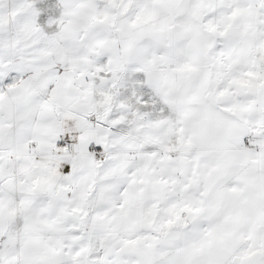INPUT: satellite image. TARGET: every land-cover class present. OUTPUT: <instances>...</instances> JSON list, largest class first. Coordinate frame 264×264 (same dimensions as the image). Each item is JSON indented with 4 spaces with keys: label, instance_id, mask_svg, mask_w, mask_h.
<instances>
[{
    "label": "snow or ice",
    "instance_id": "1",
    "mask_svg": "<svg viewBox=\"0 0 264 264\" xmlns=\"http://www.w3.org/2000/svg\"><path fill=\"white\" fill-rule=\"evenodd\" d=\"M0 264H264V0H0Z\"/></svg>",
    "mask_w": 264,
    "mask_h": 264
}]
</instances>
